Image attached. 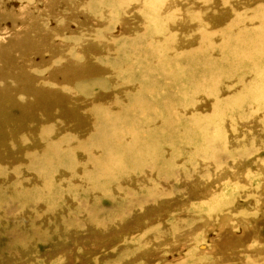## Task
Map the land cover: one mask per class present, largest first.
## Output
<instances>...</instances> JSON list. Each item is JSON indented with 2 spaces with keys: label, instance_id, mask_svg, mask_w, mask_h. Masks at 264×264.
Masks as SVG:
<instances>
[{
  "label": "rangeland",
  "instance_id": "obj_1",
  "mask_svg": "<svg viewBox=\"0 0 264 264\" xmlns=\"http://www.w3.org/2000/svg\"><path fill=\"white\" fill-rule=\"evenodd\" d=\"M0 264H264V0H0Z\"/></svg>",
  "mask_w": 264,
  "mask_h": 264
}]
</instances>
